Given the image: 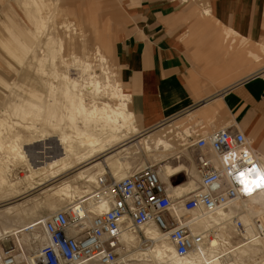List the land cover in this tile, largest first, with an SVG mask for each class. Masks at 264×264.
Segmentation results:
<instances>
[{"label": "rangeland", "instance_id": "374dc122", "mask_svg": "<svg viewBox=\"0 0 264 264\" xmlns=\"http://www.w3.org/2000/svg\"><path fill=\"white\" fill-rule=\"evenodd\" d=\"M82 1L83 0H33V2L40 5L43 9L41 14L42 19L48 22L44 36L49 34L47 33L48 31H52V26H56L57 28L62 26L63 23L69 26L75 25L80 33V36L75 37V39L79 43V46L82 47L80 51L75 50V52L72 51L71 54L64 41V50L61 48L59 51L60 43L57 39L58 37H55L51 45L49 44L51 47L45 45L46 38H41L39 47H35L34 55L36 59L34 60L30 54L32 48H30L28 44L33 40V35L35 36L34 33L32 34L30 25L33 26V23H36L39 18L35 8L37 6H34L31 0H26L28 3L26 8H23L22 4L19 3L21 0H0V9L3 8L6 10V13L2 11L3 16L6 18L5 23L0 21V55L5 56L10 63L18 64L20 60L18 65L21 66V68H19L20 70L17 68L18 71L16 73L12 72L6 67L7 65L3 63L0 57V67L9 72L6 78L13 77L15 79V88L20 95L13 97L8 95V90L4 91L5 87L7 89L11 88V86L6 83L7 81L3 83L5 87L0 85V91L4 92V94L0 92L1 139L6 144L14 141L19 146L35 150L38 154H36V157H33V162H36V164L42 161V158L39 156H43V153H40L43 151V144L52 143L61 132L55 129L49 121L46 120L45 112L40 115L36 114L35 110L31 109L23 99H31L36 104L45 107L48 103H46V101H48L49 98L52 99V97L49 96V89L52 84L55 89L53 92L55 101L54 103H50V105L52 108L56 107L54 109H58V112H62V105L68 106L69 104L68 100L64 98L66 85L62 79L63 74H69L74 80L76 79V82L80 85H85L89 81L88 79L95 76V78L104 85L106 84V77H109L111 86L116 82L123 85L119 73L120 71L114 57V47L117 40L128 36L135 29L134 18L130 17L135 3L133 0H84L85 4L82 11V22L80 11L77 9L71 11L75 4H80L81 7ZM18 7H20V10H18ZM73 12L75 13L73 14ZM69 13L71 15H69ZM10 15L15 20L19 19L21 22L19 23L20 25L15 22ZM22 17L24 19H22ZM59 31L61 32V29H59ZM36 37L40 36L37 35ZM94 41L99 46V52L104 59L102 61L98 60V56L93 53ZM57 51H59V53ZM67 53L68 55H66ZM63 55H66V57L63 58ZM41 58L43 60L40 64L38 59ZM40 68H43L42 70L45 72H43L44 75L41 74ZM22 73L24 76L21 77ZM23 77H25L24 80L22 79ZM37 79H40L42 83L45 82L44 88L39 86ZM110 90L111 87H105V90L103 88L99 94H103V99L99 97V100L96 99L97 102L100 103L105 101L108 103L110 102V105L115 104L116 99L110 98ZM83 92L88 107L92 104V98L89 97L85 91ZM40 95L42 96L41 101L38 100ZM44 102L46 104H44ZM24 113L26 115L28 114L27 117ZM186 116L177 118L181 120L175 119L171 121L170 124H168L169 127L163 125L164 129L161 132L167 137L166 141L171 145V147L166 150L156 146L154 141L152 144H149L150 149H144L141 144L135 141L141 138V133H139L127 139L123 144L116 145L108 150L103 146H98L94 158L85 163L78 164L54 178H43V176L29 177L30 173L23 162L10 161L7 158V153H5L7 152L6 148L0 150V157L4 162L8 163V167L13 170V177H11V180L16 186L15 191H8L6 187L2 188L0 186V218L4 216L16 217L18 219H16L13 225L20 228L24 227L25 232H31L33 234L29 240L19 237L20 241L15 235H9L5 237L7 241H0V244L4 243V245L22 246L25 253L36 251L44 242L41 227L37 225L31 228L32 226L27 225L40 217L44 218L53 211L68 205L70 202L83 198L88 199L87 194L89 192L87 188L83 185L82 181L75 178L79 172H84V170H87L83 173L84 176L90 174L95 177V175L100 172H106L114 176V178L120 179L131 170L141 169L146 164L154 165L156 169L157 167L161 168L162 173L168 178L166 185L168 187L167 195L169 201L177 200L172 206L173 208L176 207V209H174L175 213L177 215H183L184 217L189 216V214L181 210V200H178L181 198L178 197V194L183 196L189 190L197 186L193 171L194 152L192 148H187L189 139L186 137L184 129H187L190 133L198 132L201 134L211 132L212 129L208 128L206 124L201 128L202 126H199L201 124L198 122L196 124H191L195 122L196 119L191 118L190 115L186 120ZM65 118L62 121L61 129L64 134H70L72 126L69 124L70 122L67 118ZM182 119H184L185 122ZM77 125H81L79 118H77ZM189 128H192L193 132H191ZM161 136L159 134L157 135L158 138ZM183 143H185V145H182ZM74 145L78 148L77 144L74 143ZM78 149L81 150V148ZM128 152L132 154H126ZM104 159L109 161V163L99 167V170L92 166L94 164L103 163ZM184 172L186 173L184 174ZM170 177H172L171 183L169 182ZM65 184L72 186L68 194L60 191V187L63 188ZM92 189L93 187L91 190ZM70 194H72V198H70ZM79 197L82 198L79 199ZM255 204L252 202L251 210L248 212L249 215L245 213V215L241 216L245 224H247L246 221H248L247 215L250 216L251 220V216L253 215L251 212H255V210L259 211V208ZM10 208L12 210L16 209V211L8 212L7 210ZM88 215L91 216L94 214L91 211ZM200 216L201 214L199 217ZM201 220L202 218L198 219L199 222H201ZM39 221L40 220H38V222ZM194 228L195 232H201L212 228V226L207 229L203 228L202 230H197L196 227ZM219 231V238L213 239L216 240L220 246L222 245L228 249L226 259L231 264H264L263 246L255 245V243H249L247 240L240 239L230 225L223 231ZM135 232L137 238L127 243L126 246H128V248L122 246L124 252L130 257L128 264H162L151 253L154 249V244L159 245V241L152 244L149 240L144 239L142 229H136ZM162 234L166 233L160 232V235ZM166 241L168 242V240ZM209 246L210 242L206 247ZM219 250L220 252L223 251L222 248H219Z\"/></svg>", "mask_w": 264, "mask_h": 264}, {"label": "crops", "instance_id": "0c3cea01", "mask_svg": "<svg viewBox=\"0 0 264 264\" xmlns=\"http://www.w3.org/2000/svg\"><path fill=\"white\" fill-rule=\"evenodd\" d=\"M133 1L135 29L114 57L140 133L191 115L201 128L243 133L264 168V0ZM81 3L70 10L83 22Z\"/></svg>", "mask_w": 264, "mask_h": 264}, {"label": "built area", "instance_id": "2783aa9c", "mask_svg": "<svg viewBox=\"0 0 264 264\" xmlns=\"http://www.w3.org/2000/svg\"><path fill=\"white\" fill-rule=\"evenodd\" d=\"M188 139L187 148L194 152L197 187L178 200L189 217L175 213L172 206L177 200L166 202L168 187L154 165L131 170L121 179L103 172L96 175L88 199L70 202L40 221L44 242L36 251L25 253L22 246L1 243L0 264H126L123 230L135 231L148 224L166 233L178 256L206 245L218 235L217 225L194 232L191 213L214 214L264 191L245 194L240 183L241 172L263 168L251 142L241 132L220 128L206 134L193 132ZM99 205L104 209L89 216L92 207ZM241 213L228 219L235 234L243 240L264 238V208L251 216L249 224L242 221Z\"/></svg>", "mask_w": 264, "mask_h": 264}, {"label": "bare ground", "instance_id": "6f19581e", "mask_svg": "<svg viewBox=\"0 0 264 264\" xmlns=\"http://www.w3.org/2000/svg\"><path fill=\"white\" fill-rule=\"evenodd\" d=\"M31 2L34 6H37L36 10H37V14L39 17L37 22L33 23L34 24L33 26L30 25L32 28V34L33 33L35 34V36L33 35V40L30 41V43L28 44V46L32 48L31 49L32 52L30 53L32 55V59L34 60L36 59V56L34 55V51H35V47L36 48L39 47V42L41 41L40 40L41 38L42 39L46 38L45 45H49V44L51 45L53 40H55V37H58L57 39L59 40V43H60L59 51L61 50V48L62 50H64L63 41L67 44V49L70 51L69 53L71 54H72V51L75 52V50L80 51L82 49V47L79 46V43L75 39V37L80 36L79 29L75 27V25L69 26L66 23H63L62 26H59L57 28L56 26L55 27L52 26V31L51 30H50L51 32L48 31L47 33L49 34H46L44 36L46 28L48 26V22H45V20L42 19L41 14H42L43 9L39 7V5H37L35 2H33V0H31ZM21 3L24 5H28L26 0H21ZM74 13L75 12H73V14ZM22 19L24 18L22 17ZM24 21H27V20H24ZM59 29H61V32L59 31ZM37 35L40 37H36ZM59 51L57 52L59 53ZM93 51H94L93 53H95L96 56H98V60L100 61L104 60L99 52V46L97 45V43L94 44ZM66 55H68V53ZM66 55H63V58H65ZM0 57L2 58L3 63L7 65L6 67L9 68L12 72L16 73L18 69L21 68V66L18 65L20 63V60L18 64L12 63V62L10 63L9 60L5 56L0 55ZM42 60H43L42 58L38 59V62L41 64ZM42 69L40 68V72L41 74L44 75L45 72ZM8 73H9L8 71H5L4 69L0 67V85L4 86L3 83L7 81L6 83H8V85H10L11 88L7 89L4 86L5 87L4 91L8 90L7 92L8 95L13 96V97L20 96L19 92L15 88V84H16L15 79L13 77L6 78L8 77ZM1 76L2 78L3 77L4 78L2 79ZM22 76H24L23 73L21 74V77ZM95 77L88 79L89 81L85 85L83 84L80 85L79 83L76 82V79L74 80V78H72V76H70L69 74L62 75V79L66 85L65 91H64L65 93L64 98H66L69 102L68 106L62 105L63 107L62 112L61 111L58 112V109H54L56 107L52 108V106L50 105V103H54L55 101L54 94H53L55 89H54V86H52V84L50 85L51 86L49 89L50 91L48 90L49 96L52 97V99L49 98L48 101H46V103L48 102L47 104L44 102V104H46L45 107H42L40 104H36L31 99H23V101L31 109L35 110L36 114L40 115L41 113L45 112L46 118H47L46 120H48L49 123L55 129H58L61 132V134L58 135L55 138V140L52 141V143L43 144L42 146L43 151L40 152V153H43V156L42 157L39 156L40 158H42L41 162H37V164L36 162H33V157H36V154H38L35 150L26 149L23 146H19L14 141L8 142V144L3 142L1 139V132H0V150H2L3 148H6L7 152L5 153H7V158L10 161L12 160V161L23 162L25 164L26 169L30 173L29 177H32V176H37V177L43 176V178L57 177L59 174L69 169H72L74 166L81 164V163H85L86 161L94 158L96 156V150L98 149V146H103L105 147L106 150H108L116 145L123 144L127 139L132 138L141 132L140 125L137 122V118L133 116V114L128 108V101H129L128 95L124 92L122 85L116 82L112 84L111 86L109 77H106V82H105L106 84L104 85ZM24 78L25 77H23L22 79L24 80ZM37 83L39 84L40 87L42 88L45 87L44 86L45 82L42 83L40 79L39 80L37 79ZM105 87L107 88L111 87V90H110L111 97L110 98L116 99L115 104L110 105L109 104L110 102L108 103L105 101L100 102V103L97 102L96 99L99 100V97L103 99V96H102L103 94L102 95H99V94L101 93L103 88L105 90ZM83 91H85L86 94L92 98V104L88 107L86 105V100H85ZM2 93L4 94V92H1V94ZM38 100L40 101L42 100L41 95L38 98ZM2 113H3V110H2ZM65 117L70 122L68 123L71 124L72 126L71 127L69 125L71 127L70 134H64L61 129V124ZM77 118L80 119V123H81L80 126L77 125ZM184 133H186L187 138L189 135H191V133L188 132L187 129H184ZM158 134L162 136L158 138L157 137ZM166 138L167 137L163 135L161 130L158 129L152 135L148 133L144 135L142 133L141 138L135 141L138 144H141L144 149H150L149 144H152V142L154 141L156 146L161 147L164 150H166L167 148L171 147L168 141H166ZM38 141H41V140H38ZM74 143L77 144L78 148H81V150H79L74 145ZM182 145H185V143H183ZM126 154L131 155L132 153L128 152ZM260 162H261V159H260ZM107 163H109V161L104 159L103 163L94 164L92 166H94L95 168H98L99 170V167L105 166L107 165ZM261 166H262V163H261ZM85 171L87 170H84V172ZM157 171H158L160 179L166 183L168 178L162 173V169L157 167ZM193 171H194L195 178L197 179L196 174H195L194 165H193ZM84 172H79L75 178L83 182V185H85V187L87 188V191L89 192L87 195H89L92 192L91 188L94 186L95 178L97 174L95 175V177H93V175L91 176L90 174L84 176L83 175ZM100 173H103V172H100ZM11 177H13V170L10 169L8 167V163L4 162L3 159L0 157V186L2 188L6 187L8 191H15L16 186H15V183L12 182ZM196 187L189 190L185 194H188L189 192L195 190ZM61 188L62 187H60V191L68 194V192L71 191L72 186L69 184H65L64 187L62 189ZM69 196L70 198H72V194H70ZM260 196H261V199L259 200L260 202L259 205L264 206V191H259L256 194L249 196L248 198L244 200H237L233 202L230 206H228V208L220 209L214 214H209L204 211H193L190 215L192 216V219H193L192 228L193 230L195 229L194 227H196L197 230H202L203 228L207 229L210 226L213 227L217 225L216 226L217 229L223 231L229 225L228 219L232 217V215L239 213V212H242L243 215H245V213L249 215L248 212L251 210L252 202ZM178 197H182V196L178 194ZM81 198L82 197H79V199ZM166 202H170L169 197H167ZM237 203H240V204H237ZM233 208H235V210H233ZM103 209H104L103 206L99 205V206H95L94 208H92L91 211L93 212V214H98ZM174 209H176V207ZM7 211L8 212L16 211V209L12 210L10 208ZM200 214L201 216L199 217ZM248 215L246 216L248 218V221H246L247 224L250 223V216ZM41 218L43 217H40L36 220L31 221L27 226H32L31 228H33V227H36L37 225H40L39 224L40 221L44 219V218L43 219ZM200 218H202L201 222L198 221V219ZM240 218H241V214H240ZM16 219L18 218L12 217V216H4L0 218V241L2 242L7 241L5 237L9 235H15L19 241H20L19 237H21V239L29 240L30 237L33 235L31 232H25L24 227L22 228L15 227L13 223L16 221ZM38 220L40 221L38 222ZM138 229L143 230V237L145 240H149L152 244H154V242L159 241V245L154 244V249L152 250L151 253L162 264H231L226 259V256L228 255V252H227L228 249L223 247L222 245L220 246L217 243V241L213 239V238H219L220 231L218 235L213 236L208 241L207 244H209L210 242L209 247H206L207 246L206 244L190 252L186 256H178L176 255L172 244L169 241L168 242L166 241L168 240L166 237V234L160 235V232L161 233L163 232L160 231L156 227V225L148 224ZM135 234H136L135 231H129L127 228L123 230L121 234V243L125 248H128V246H126L128 242H132L135 238H137ZM248 238L249 239L247 241L249 243H255V245H260V246H263L264 248V238H255V237L254 238L248 237ZM219 248H222L223 251L220 252ZM124 255L126 258L125 263L128 264L130 257L127 255V253H125ZM77 264H86V263L79 262ZM87 264H95V263H87Z\"/></svg>", "mask_w": 264, "mask_h": 264}, {"label": "clouds", "instance_id": "9594fccd", "mask_svg": "<svg viewBox=\"0 0 264 264\" xmlns=\"http://www.w3.org/2000/svg\"><path fill=\"white\" fill-rule=\"evenodd\" d=\"M240 178L245 194L250 195L256 189H264V169L251 168L247 172H241Z\"/></svg>", "mask_w": 264, "mask_h": 264}]
</instances>
